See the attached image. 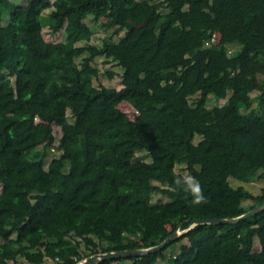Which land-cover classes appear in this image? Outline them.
Segmentation results:
<instances>
[{
  "label": "trees",
  "instance_id": "trees-1",
  "mask_svg": "<svg viewBox=\"0 0 264 264\" xmlns=\"http://www.w3.org/2000/svg\"><path fill=\"white\" fill-rule=\"evenodd\" d=\"M4 15L0 264H78L177 230L160 252L100 264H264V211L190 229L264 204V188L230 183L264 180V0H0ZM88 17L111 31L99 47ZM46 27L63 41L46 42ZM98 57L120 89L94 86ZM249 60L262 78L241 71ZM139 151L151 161L135 165Z\"/></svg>",
  "mask_w": 264,
  "mask_h": 264
},
{
  "label": "rangeland",
  "instance_id": "rangeland-1",
  "mask_svg": "<svg viewBox=\"0 0 264 264\" xmlns=\"http://www.w3.org/2000/svg\"><path fill=\"white\" fill-rule=\"evenodd\" d=\"M13 2L15 5H18V6H21L24 4V0H13ZM48 14H49V11H46L45 12V18H46L48 25L52 26L54 24V21L48 17ZM8 22H9L8 16L4 15L3 19L2 20L0 19V27L6 26L8 24ZM85 22L92 31V36H91L89 44L99 47L102 44V40L111 35V31L105 30L103 27V24L106 22V20L101 19L98 22H94V21H92L91 17H88ZM123 35L124 34H121V36H123ZM43 37H44V40L48 43H57V42L63 41V33L61 32V33H58L56 35H52L49 27H46L43 29ZM118 38L119 37H114L115 40H117ZM83 45H84L83 43L77 44V46H83ZM228 51L232 52L233 48H229ZM93 65L98 70V76L96 79L93 80V84L95 87L102 85V86H104L106 88H110V89H120L121 88V85L119 82V77L117 75L119 69L115 66L114 62L105 63L104 58L98 57L94 60ZM107 71H110L114 74V76L111 79L109 78ZM241 71L245 74H249V75L254 74V75H257L260 78H262L260 66L255 64L253 61L249 60V61L245 62L244 65L241 67ZM226 104H227L226 100L211 99V100H209L207 106L209 108H212L215 106H224ZM119 108L130 117L134 114L133 108L128 104H121L119 106ZM256 111H257V102L254 101L252 108L249 111H246L243 113H245V115H247L249 117H252V116H254ZM198 141H199V137H197L195 139L194 143H197ZM174 151H175V154L177 156L182 155V148L181 147H174ZM136 156H137V160L134 163L135 165L142 164V163H149L151 161L148 153H146L145 151L137 152ZM47 162H48V160L46 161V165H47ZM183 168H184L183 166H176L175 172L180 173L184 176H187V174L184 172ZM230 183L234 187L235 186H243L244 188H246L247 190H249L253 194H259L262 191V189L264 188V180L261 182H257V183H247V184H239V183L235 182L234 180H230ZM0 191H1V187H0ZM151 198H152V202L154 204L165 200V198L162 197L160 194H153ZM87 231H88L87 229L82 228L83 234H87ZM178 248H179V244H176V245L172 246L169 250H167L165 254H168L169 252L170 253L175 252ZM255 250L256 251L259 250V245L256 244ZM81 251L86 256H88L90 254L89 250L85 249L83 245L81 246ZM16 264H27V263L25 262V260L18 258ZM45 264H51V262L45 261Z\"/></svg>",
  "mask_w": 264,
  "mask_h": 264
},
{
  "label": "water",
  "instance_id": "water-1",
  "mask_svg": "<svg viewBox=\"0 0 264 264\" xmlns=\"http://www.w3.org/2000/svg\"><path fill=\"white\" fill-rule=\"evenodd\" d=\"M264 211V204L255 207L254 209L248 211L244 215L234 218V219H219V220H202L194 222V224L190 227V229L196 225H233L240 221L246 220L249 217L255 216L260 214ZM186 231L177 230L176 232L172 233L164 242L161 244L148 248V249H140V250H121L116 252H107V253H99L92 255L86 258L83 262L78 264H100L103 261L111 260V259H122V258H131V257H141L145 256L150 253H156L163 250L167 245L171 242L176 241L183 233Z\"/></svg>",
  "mask_w": 264,
  "mask_h": 264
},
{
  "label": "clouds",
  "instance_id": "clouds-1",
  "mask_svg": "<svg viewBox=\"0 0 264 264\" xmlns=\"http://www.w3.org/2000/svg\"><path fill=\"white\" fill-rule=\"evenodd\" d=\"M197 190H198V189H197ZM197 199H202V197H199V196H198Z\"/></svg>",
  "mask_w": 264,
  "mask_h": 264
}]
</instances>
